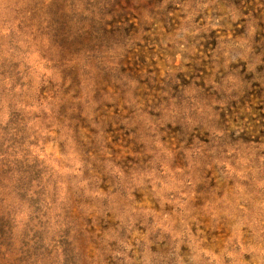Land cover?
Segmentation results:
<instances>
[{
    "label": "rangeland",
    "instance_id": "obj_1",
    "mask_svg": "<svg viewBox=\"0 0 264 264\" xmlns=\"http://www.w3.org/2000/svg\"><path fill=\"white\" fill-rule=\"evenodd\" d=\"M0 264H264V0H0Z\"/></svg>",
    "mask_w": 264,
    "mask_h": 264
}]
</instances>
